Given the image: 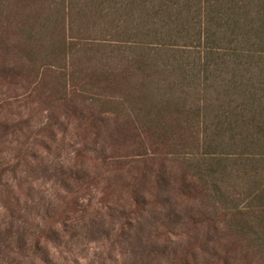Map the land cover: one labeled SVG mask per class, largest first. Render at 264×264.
<instances>
[{
	"label": "trees",
	"instance_id": "trees-1",
	"mask_svg": "<svg viewBox=\"0 0 264 264\" xmlns=\"http://www.w3.org/2000/svg\"><path fill=\"white\" fill-rule=\"evenodd\" d=\"M73 120L81 167L46 189ZM0 202V264L77 262L80 227L125 260L264 264V0H0Z\"/></svg>",
	"mask_w": 264,
	"mask_h": 264
},
{
	"label": "rangeland",
	"instance_id": "rangeland-1",
	"mask_svg": "<svg viewBox=\"0 0 264 264\" xmlns=\"http://www.w3.org/2000/svg\"><path fill=\"white\" fill-rule=\"evenodd\" d=\"M38 115H34V122H38L40 118L37 117ZM41 120V119H40ZM79 125L78 121L73 120V123L70 127V132L68 134H65L66 140L65 144H63L62 141H59L58 144H55L54 150L52 153L48 155V158L46 160L47 166L50 169V181L45 187L46 189L52 190L53 189V181L52 178H55L56 173L55 168L56 165H63L64 169H66L69 172L79 171L78 162L75 160V155L78 149H81L82 146L85 144L81 134L76 131L74 128L75 126ZM62 139V137H61ZM91 142V141H89ZM57 147V148H56ZM63 166L60 170H63ZM83 169V168H82ZM30 168L27 169L26 173H22L23 177L29 176L32 177V174L29 173ZM54 174V175H53ZM83 174V173H82ZM59 175L61 177L62 171L59 172ZM67 176V175H66ZM176 185H178L176 183ZM94 202V207L98 203L100 195L99 193L94 190L92 192ZM171 203L170 207L172 211H176L175 218L178 221L180 227L187 228L191 225V200L187 199L185 196H183L178 190L171 191ZM91 198V195H90ZM93 207V208H94ZM190 212V214L188 213ZM6 218V208L3 206V203L0 202V221ZM113 226V225H112ZM74 233L72 234H66L65 235V242H68L74 245L76 248V254L78 257L77 262H73L72 264H127L132 262H137L138 264H165L164 260L156 259V258H148L142 255L141 247H135V253L129 259H123L120 256L116 257L120 252L116 250H111V247L108 244H105L103 240L100 242H96V234L87 232L83 227L77 228ZM218 238V244L216 248L214 247V252L218 254L217 251H223L225 245L227 244V239L225 238V233L222 230L221 233L216 236ZM190 239V236L188 234H183L176 236V241L172 242L173 244L171 248H177L182 249L185 245L188 244V241ZM214 243V242H213ZM212 243V245H213ZM159 246H156L155 250H158ZM212 249V247H211ZM111 252L113 255H111ZM111 255L112 259H109V256ZM145 255V253H144ZM218 255L216 256V258Z\"/></svg>",
	"mask_w": 264,
	"mask_h": 264
}]
</instances>
